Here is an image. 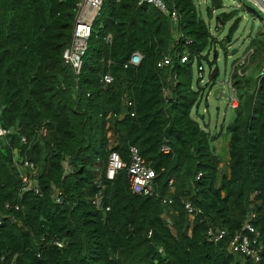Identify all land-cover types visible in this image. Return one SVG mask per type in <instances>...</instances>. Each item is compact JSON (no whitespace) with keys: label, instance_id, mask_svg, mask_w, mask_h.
I'll list each match as a JSON object with an SVG mask.
<instances>
[{"label":"trees","instance_id":"obj_1","mask_svg":"<svg viewBox=\"0 0 264 264\" xmlns=\"http://www.w3.org/2000/svg\"><path fill=\"white\" fill-rule=\"evenodd\" d=\"M82 1L0 0V126L9 131L0 139V264H264L263 33L248 47L249 64L231 74L238 106L226 129L224 169L214 147L218 136L192 116L201 102L193 75L195 65L216 66L218 57L205 55L215 46L229 55L241 6L216 18L231 23L220 41L196 0H163L168 13L140 0H104L76 76L64 53ZM222 8V0L219 8L211 1L208 21ZM173 11L180 17L178 40ZM136 53L143 57L138 66L130 64ZM165 56L172 64L159 68ZM131 147L157 173L152 197L133 193L122 172L107 178L111 154L129 165ZM15 155L35 163L40 194L22 190ZM100 192L102 210L92 203ZM186 202L200 211L194 219ZM7 204L21 209L6 210ZM252 212L258 263L229 251ZM211 227L229 236L212 243ZM53 238L65 247L50 245Z\"/></svg>","mask_w":264,"mask_h":264},{"label":"built area","instance_id":"obj_2","mask_svg":"<svg viewBox=\"0 0 264 264\" xmlns=\"http://www.w3.org/2000/svg\"><path fill=\"white\" fill-rule=\"evenodd\" d=\"M200 2H203V0H200ZM104 0H83L81 4L79 5L78 14L76 18V27L74 29L73 33V39L70 44V46L66 49L64 53V61L65 64L70 66L72 70L74 71L75 75L78 76L81 73L82 65H83V57L87 51L88 42L92 35V27L95 19L99 15L102 7H103ZM140 4H148L152 5L156 8H158L160 11L164 13H168L166 4L163 0H140ZM197 5V4H196ZM199 8V6L197 5ZM172 25L174 27L175 33L174 38L175 40H178L180 35H178V26L180 17L176 11H173L170 13ZM187 45H191L193 43L192 40L186 41ZM211 51V50H210ZM253 53V50L249 51L247 55L243 57L242 60H240L235 66H246L249 64L250 57ZM209 53H206L205 55H208ZM189 53H185L184 61L187 60V57H189ZM143 57L136 53L132 56L130 60L131 65L138 66L142 62ZM211 61V59H209ZM172 64V61L170 57H163V59L158 63L159 68L168 67ZM127 67V66H126ZM197 72H198V81H200V87L201 84L204 82V73H205V66L204 64L197 66ZM211 76V73H210ZM264 76V74H263ZM169 80L172 81V87H176L177 83L173 80V77L169 78ZM105 84H111L113 82V78L111 75H106L103 79ZM211 78L208 81V88L211 85ZM231 86V84H230ZM199 87V89H200ZM168 89L164 91V96L167 100L173 99V93L172 89ZM232 89V88H231ZM214 88L212 90H209V93H212ZM214 93V92H213ZM125 104H128L129 106H132L131 102H127ZM231 108L235 109L238 106V100L235 96V94L231 96ZM132 116H134L132 114ZM9 131L2 126H0V139L6 137L8 135ZM41 136L47 135V129L42 128L41 131L38 133ZM22 143L27 144L28 140L26 137H22ZM163 152L168 154L170 152V149L168 147H163ZM130 155H131V162L129 165L125 164L118 153H112L109 160V168L107 171V178L112 181L115 179L116 175L120 172H126L127 173V181L129 182L130 189L133 193L146 196V197H152L154 196L155 189H156V179H157V173L150 168L145 160L140 155L139 150L136 147H131L130 149ZM14 167L16 168L17 172L19 173V176L24 184L23 191H35L36 194H40L39 187L35 180L33 179V176L36 173V166L35 163L28 158H21L18 155H15L14 157ZM201 177V174H199L198 179ZM100 187V185H98ZM169 187L172 192L175 191V185L174 180H171L169 183ZM58 194L56 195V201L58 203L62 202V199L58 198ZM103 194L100 192L93 200L92 203L98 208L103 209ZM173 200H163V203L165 204H171ZM6 210L14 209L16 211H20V206L16 205L14 208L7 204L5 206ZM185 209L187 210L188 214L191 216L192 219L200 213L191 203L186 202L185 203ZM107 211L110 210V208L106 209ZM255 219V214L252 212L249 216V219L247 220L246 224L244 225L241 232L236 233L232 237V241L229 247V251L232 254H238L242 256L244 259H250L251 261H254V263H258L261 261V256L259 250L256 248L257 245V238L259 236V232L254 228L252 222ZM3 223V216L0 212V225ZM229 236V233L227 230L218 228V227H211L207 232V239L208 241L218 244L221 241H223L225 238ZM254 237V238H253ZM44 240V238H42ZM50 245L55 246L59 249H63L65 247V242L61 241L59 239L53 238L50 241ZM160 253L165 257L163 254V250H160Z\"/></svg>","mask_w":264,"mask_h":264},{"label":"rangeland","instance_id":"obj_3","mask_svg":"<svg viewBox=\"0 0 264 264\" xmlns=\"http://www.w3.org/2000/svg\"><path fill=\"white\" fill-rule=\"evenodd\" d=\"M223 8L214 12L213 21H208L207 7L210 5L211 0H196V4L199 6V12L202 18L209 23L211 32L220 41L224 40L230 31L231 23L223 26L217 22V17L223 13H229L235 8H240V17L242 23L239 30L235 33L232 42L229 44L228 49L231 51L226 57L225 53L219 46H215L213 50L209 52V59L214 60L213 56H217L216 66L211 67L209 63L204 62L205 73L204 82L201 84V88L204 90L201 93L198 85V72L197 65L194 67L193 85L194 90L201 94V105L195 107L192 116L194 117L198 112L197 117H194L197 122L205 128L209 133L215 136L217 131L218 137L214 142V147L217 153L226 155L227 141H226V129L227 126L233 122L235 113L231 108V96L235 92L231 89V74L234 70V66L237 62L243 59L247 55L248 47L254 37L261 31L264 37V12L251 0H222ZM218 49V50H217ZM214 50L218 51V55L214 54ZM206 54V53H205ZM215 67H219V76L215 80V86L219 93L217 97L213 96V92L209 93L211 87L208 88V81L210 80V73L212 74ZM206 103H209V107H206ZM204 117V118H203ZM217 135V134H216ZM223 156V162L221 167L225 169L228 156Z\"/></svg>","mask_w":264,"mask_h":264},{"label":"water","instance_id":"obj_4","mask_svg":"<svg viewBox=\"0 0 264 264\" xmlns=\"http://www.w3.org/2000/svg\"><path fill=\"white\" fill-rule=\"evenodd\" d=\"M213 3L216 4L217 8L220 7L221 5V0H211ZM252 2H254L258 7H260V9L264 12V0H251ZM76 27V26H75ZM216 57V55H215ZM219 76V67H215L213 73L211 74V80H216ZM218 90L216 89L213 93L214 97L218 96ZM201 105V102L198 103L197 107H199ZM206 107H209V103H206ZM124 179L127 180V173L124 172L123 173Z\"/></svg>","mask_w":264,"mask_h":264},{"label":"crops","instance_id":"obj_5","mask_svg":"<svg viewBox=\"0 0 264 264\" xmlns=\"http://www.w3.org/2000/svg\"><path fill=\"white\" fill-rule=\"evenodd\" d=\"M215 88H216V86H215ZM215 88H214V89H215ZM215 90H216V89H215ZM218 93H219V92H218ZM197 116H199V115H198V112L196 113V115H195L194 117H197ZM203 118H204V117H203ZM218 133H219V132H218ZM218 133H217V131H216V132H215V136H218ZM216 134H217V135H216Z\"/></svg>","mask_w":264,"mask_h":264},{"label":"clouds","instance_id":"obj_6","mask_svg":"<svg viewBox=\"0 0 264 264\" xmlns=\"http://www.w3.org/2000/svg\"><path fill=\"white\" fill-rule=\"evenodd\" d=\"M211 78V77H210ZM199 87V86H198ZM215 88V87H214ZM215 91V90H214ZM124 173V172H123Z\"/></svg>","mask_w":264,"mask_h":264}]
</instances>
